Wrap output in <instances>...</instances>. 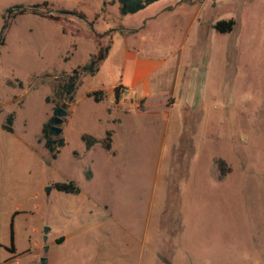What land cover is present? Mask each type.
Listing matches in <instances>:
<instances>
[{"label":"rangeland","instance_id":"rangeland-1","mask_svg":"<svg viewBox=\"0 0 264 264\" xmlns=\"http://www.w3.org/2000/svg\"><path fill=\"white\" fill-rule=\"evenodd\" d=\"M43 1L52 13L85 17L6 12ZM219 19H233L232 30L216 31ZM75 25L81 31L71 32ZM97 40L110 45L108 56L96 74L80 76L70 101L55 94V76L29 87L5 82L70 72ZM143 59L159 64L147 86L127 89L122 76L130 79ZM95 89L104 100L87 96ZM56 107L67 113L52 137L65 142L52 158L39 138ZM106 130L115 155L100 142L86 149L82 133L100 139ZM218 159L229 168L221 178ZM67 180L80 193L54 188ZM10 220L29 240L16 255L7 250ZM43 257L45 264H264V0H158L134 14H121L116 0H0V264Z\"/></svg>","mask_w":264,"mask_h":264},{"label":"trees","instance_id":"trees-1","mask_svg":"<svg viewBox=\"0 0 264 264\" xmlns=\"http://www.w3.org/2000/svg\"><path fill=\"white\" fill-rule=\"evenodd\" d=\"M158 0H116L118 3V9L121 14H134L140 10H143L150 4L156 2ZM6 12L10 16H16L19 14L24 13H31L40 16H46L53 19H58L61 16L65 15H75L79 18H84L85 15L82 11L79 10H59L58 13H52V11L48 7L47 1L43 2H36L32 4H15L9 6L6 9ZM98 16V15H95ZM234 26L233 19H219L217 20L213 27L216 31L225 33L230 32ZM79 32L81 29L74 26V29L71 32ZM110 50V45H103L100 40L96 42V50L90 55L89 60L83 64L78 65L73 68L70 72H66L64 70H56L53 69L51 71H44L37 76H30L27 78L25 83L21 80H15L14 82L11 80H6V84L12 86H19L22 87L26 85L27 87L31 86L32 83L38 77H46V76H55L57 77L60 82L55 90V94L63 101H70L73 99L74 92L78 86L80 76L82 74H89L94 75L98 72L102 61L108 56ZM68 59V57H65ZM124 87L121 84L114 86L113 88V95L114 100L117 101L120 98L121 92ZM88 97H91L95 102H100L105 99L106 92L103 89H95L91 90L87 93ZM56 107L54 109V115L51 116L46 122H44L41 130V137L39 141L43 140L44 147L50 152L51 157L55 158L59 152V148L64 145V138L63 137H52L51 125L54 120V116L56 115L57 111ZM70 114V112H68ZM15 116L14 111L9 112L5 115L3 119L2 128L7 132L12 131V122ZM66 120V119H65ZM81 139L85 144L86 149H89L94 143L100 142L102 148L106 150L111 155H115L116 151L113 149V140H112V132L111 130H106L103 137L97 139L94 135L89 133H82ZM76 154V152H73ZM217 164L220 170L219 177H223L229 168L225 167V162L222 159L217 160ZM86 178H90V172H86ZM54 188L58 191L67 193V194H78L81 191L80 186L74 180H67L62 182H55L53 184ZM62 237L56 238V242H61ZM14 235H13V228H12V220L10 223V247L7 250L11 253H15L14 247ZM14 256V255H13Z\"/></svg>","mask_w":264,"mask_h":264},{"label":"crops","instance_id":"crops-1","mask_svg":"<svg viewBox=\"0 0 264 264\" xmlns=\"http://www.w3.org/2000/svg\"><path fill=\"white\" fill-rule=\"evenodd\" d=\"M145 9V8H144ZM141 11V10H140ZM159 64L157 61H153L150 59H143L141 64L136 66L135 71L133 72V76L126 80L123 76L121 78L122 84L128 89L134 88L138 83H143L145 86L148 84V77L151 71L155 69V67ZM85 208V207H84ZM11 221V220H10ZM13 235H14V247L15 253L20 254L22 251L28 249L29 240L25 239L19 229L16 228V225L13 227Z\"/></svg>","mask_w":264,"mask_h":264},{"label":"water","instance_id":"water-1","mask_svg":"<svg viewBox=\"0 0 264 264\" xmlns=\"http://www.w3.org/2000/svg\"><path fill=\"white\" fill-rule=\"evenodd\" d=\"M66 110L63 107H58L57 111H56V115L54 116V120L53 123L51 125V131H52V135L53 136H58L60 135L62 128H61V124L63 122V117L66 116ZM52 186L48 185L45 189L48 192L49 190H51ZM49 231L48 227H44L43 232V240L46 241L47 240V233ZM48 247L45 246L44 249H47ZM46 263V258L43 257L41 258V264H45Z\"/></svg>","mask_w":264,"mask_h":264}]
</instances>
